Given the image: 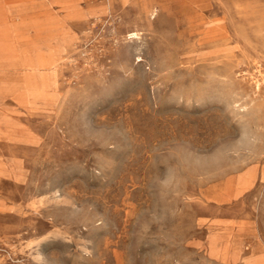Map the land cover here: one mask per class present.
Masks as SVG:
<instances>
[{
    "label": "rangeland",
    "instance_id": "rangeland-1",
    "mask_svg": "<svg viewBox=\"0 0 264 264\" xmlns=\"http://www.w3.org/2000/svg\"><path fill=\"white\" fill-rule=\"evenodd\" d=\"M0 264H264V0H0Z\"/></svg>",
    "mask_w": 264,
    "mask_h": 264
},
{
    "label": "bare ground",
    "instance_id": "bare-ground-1",
    "mask_svg": "<svg viewBox=\"0 0 264 264\" xmlns=\"http://www.w3.org/2000/svg\"><path fill=\"white\" fill-rule=\"evenodd\" d=\"M155 13H156V9L155 8L150 11V15H153Z\"/></svg>",
    "mask_w": 264,
    "mask_h": 264
}]
</instances>
